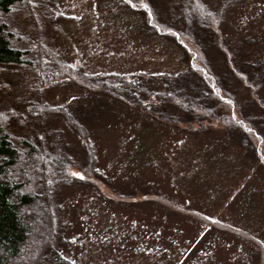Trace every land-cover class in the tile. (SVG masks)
Instances as JSON below:
<instances>
[{
	"label": "rangeland",
	"instance_id": "1",
	"mask_svg": "<svg viewBox=\"0 0 264 264\" xmlns=\"http://www.w3.org/2000/svg\"><path fill=\"white\" fill-rule=\"evenodd\" d=\"M33 1L42 5L14 13L9 26L33 35L32 14L61 59L85 73L140 75L157 90L164 88L158 75L187 67L173 39L145 33L143 15L116 6L114 0ZM148 1L160 19L182 28L179 0ZM203 1L214 9L224 0ZM45 5L64 17H46ZM219 32L239 68L262 61L264 0H235L226 8ZM206 53L264 133V114L256 102L264 99V85L252 94L226 68L216 48L209 46ZM0 79L8 85L0 90V109L11 106L27 117L24 126L10 124L12 133L59 131L70 156L84 162L83 141L62 115L29 114L26 101L41 99L67 108L91 148L92 173L99 184L72 175L69 184L53 191L58 229L54 264H259L252 241L195 216L234 226L264 247V166L223 127L191 132L181 122L158 121L74 83L51 86L37 96L31 90L32 74L18 65L0 66ZM164 108L183 121L182 110L169 103ZM74 172L83 177L79 169Z\"/></svg>",
	"mask_w": 264,
	"mask_h": 264
},
{
	"label": "trees",
	"instance_id": "2",
	"mask_svg": "<svg viewBox=\"0 0 264 264\" xmlns=\"http://www.w3.org/2000/svg\"><path fill=\"white\" fill-rule=\"evenodd\" d=\"M235 0H224L210 8L203 0H179L182 28L174 20L163 21L148 0H114L115 5L143 15L145 33L169 37L181 47L187 62L184 71L162 73L163 89L152 90L145 77L113 73L88 74L67 63L44 38L37 19L31 14L34 34L10 27L8 19L20 11H33L41 3L33 0H0V66L18 65L31 74V90L42 96L45 89L69 83L88 91L102 92L146 116L171 125L183 123L191 132L223 127L244 150L264 166V133L256 119L241 108L226 75L216 73L207 56L209 46L224 57V64L252 94L264 85V58L257 64L239 68L234 55L223 47L219 25L226 8ZM146 4L147 7L142 5ZM46 7V8H45ZM45 16L64 17L45 5ZM214 35L216 42H213ZM151 75L149 78H153ZM0 79V90L7 87ZM264 114V99H256ZM172 104L184 113L174 117L164 108ZM31 116L58 113L81 137L85 150L83 163L68 153L59 131L16 135L10 124L24 126L27 117L11 106L0 109V264H54L58 241L56 213L52 205L54 189L69 184L72 170L81 171L85 183L97 186L92 173V152L85 132L63 106H48L41 99L26 101ZM118 197H122L117 194ZM167 206H173L161 197ZM201 221L252 241L259 249V264H264V247L247 232L219 220L195 214Z\"/></svg>",
	"mask_w": 264,
	"mask_h": 264
},
{
	"label": "snow or ice",
	"instance_id": "3",
	"mask_svg": "<svg viewBox=\"0 0 264 264\" xmlns=\"http://www.w3.org/2000/svg\"><path fill=\"white\" fill-rule=\"evenodd\" d=\"M127 3L130 4V5H132L133 7H135V5L132 4V0H127ZM142 6L145 7V8L147 7L146 4H143ZM72 175H74V176H80V178H83L79 172H74V173H72Z\"/></svg>",
	"mask_w": 264,
	"mask_h": 264
}]
</instances>
